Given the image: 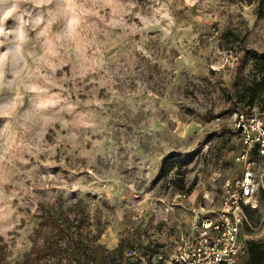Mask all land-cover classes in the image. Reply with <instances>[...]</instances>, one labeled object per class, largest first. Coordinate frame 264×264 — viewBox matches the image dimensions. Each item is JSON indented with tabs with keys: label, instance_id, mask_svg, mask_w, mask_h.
<instances>
[{
	"label": "rangeland",
	"instance_id": "1",
	"mask_svg": "<svg viewBox=\"0 0 264 264\" xmlns=\"http://www.w3.org/2000/svg\"><path fill=\"white\" fill-rule=\"evenodd\" d=\"M11 2L0 0V264H20L49 207L76 204L84 234L122 245L108 264H171L192 209L214 215L243 176L236 109L264 119V0H21L26 23L2 19ZM250 160L262 184L264 161ZM248 212L243 233L264 240L262 185Z\"/></svg>",
	"mask_w": 264,
	"mask_h": 264
},
{
	"label": "built area",
	"instance_id": "2",
	"mask_svg": "<svg viewBox=\"0 0 264 264\" xmlns=\"http://www.w3.org/2000/svg\"><path fill=\"white\" fill-rule=\"evenodd\" d=\"M235 114L245 145L241 155L245 162L243 176L225 182L224 200L214 215H206L208 210L202 205L192 209L191 235L178 245L171 264H240L247 256V241L251 238L243 229L254 230L248 208H257L259 188L264 187L250 159L254 154L264 161V119L240 109ZM133 254V249L126 252L127 257Z\"/></svg>",
	"mask_w": 264,
	"mask_h": 264
},
{
	"label": "trees",
	"instance_id": "3",
	"mask_svg": "<svg viewBox=\"0 0 264 264\" xmlns=\"http://www.w3.org/2000/svg\"><path fill=\"white\" fill-rule=\"evenodd\" d=\"M255 64L263 75L261 82L264 84V57L257 58ZM258 94L259 89L251 87L250 94L245 93L242 98L248 97L247 103L252 106ZM77 205L68 213H57L52 207L46 210L42 216L44 225L36 228L37 233L42 236L33 237L32 246L25 252L20 264H108L111 258L121 252V244L113 250H108L98 243L102 231L96 234L83 233L77 221L81 212L77 210ZM71 213L75 216L72 217ZM240 264H264V240L249 239L247 256Z\"/></svg>",
	"mask_w": 264,
	"mask_h": 264
},
{
	"label": "clouds",
	"instance_id": "4",
	"mask_svg": "<svg viewBox=\"0 0 264 264\" xmlns=\"http://www.w3.org/2000/svg\"><path fill=\"white\" fill-rule=\"evenodd\" d=\"M21 0H12L11 2V7H9L4 13H3V20H7L11 17H13L15 15V18L19 21H21V23H26L24 20H23V14H20V15H16L19 11V4H20ZM33 3L37 4V5H40V4H43V3H47V2H51V0H32ZM40 21L37 20L36 23L38 24ZM4 32H3V29L0 28V35H3ZM20 38L22 39L23 38V33L21 32L20 34ZM17 52H19V48L16 49ZM5 56H7V53L4 54Z\"/></svg>",
	"mask_w": 264,
	"mask_h": 264
}]
</instances>
